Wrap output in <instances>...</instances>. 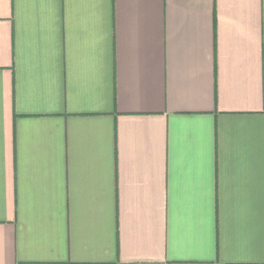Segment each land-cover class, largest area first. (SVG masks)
Returning <instances> with one entry per match:
<instances>
[{
    "label": "crops",
    "instance_id": "0c3cea01",
    "mask_svg": "<svg viewBox=\"0 0 264 264\" xmlns=\"http://www.w3.org/2000/svg\"><path fill=\"white\" fill-rule=\"evenodd\" d=\"M0 264H264V0H0Z\"/></svg>",
    "mask_w": 264,
    "mask_h": 264
}]
</instances>
